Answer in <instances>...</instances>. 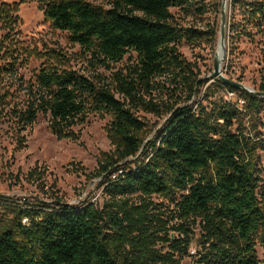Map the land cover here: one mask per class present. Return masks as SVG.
<instances>
[{
	"label": "trees",
	"instance_id": "trees-1",
	"mask_svg": "<svg viewBox=\"0 0 264 264\" xmlns=\"http://www.w3.org/2000/svg\"><path fill=\"white\" fill-rule=\"evenodd\" d=\"M199 1L109 0L105 7L45 0V16L92 61L109 68L136 53V62L110 80L98 71L43 68L25 81L15 70L17 58L0 40V57L13 56L0 64V121L13 118L21 129L41 113L58 137L77 138L73 128L91 112H107L116 145L99 163L107 196L102 205L60 202L41 211L18 207L7 222L0 216V264H183L187 256L198 264H264L257 250L258 244L264 250V183L256 163L264 139L234 129L242 113L235 103L194 108L145 99L161 76L188 101L196 94L199 71L177 44L183 37L201 38L202 31L178 27L171 8L189 12ZM196 8L202 13L205 5ZM231 8L234 34L264 33V0H232ZM5 26L13 29L11 20ZM216 35L211 27V39ZM212 78L213 86L239 92L245 110L264 111V94ZM17 84L24 99L14 103L8 101L10 87ZM257 91L264 93V81ZM136 103L167 113L164 128L147 144L145 123L131 108ZM197 225L202 244L193 254Z\"/></svg>",
	"mask_w": 264,
	"mask_h": 264
},
{
	"label": "rangeland",
	"instance_id": "rangeland-1",
	"mask_svg": "<svg viewBox=\"0 0 264 264\" xmlns=\"http://www.w3.org/2000/svg\"><path fill=\"white\" fill-rule=\"evenodd\" d=\"M45 0H0V40L10 47L17 58L15 70L25 81L34 80L43 68L76 70L83 73L98 71L109 80L115 71H127L136 62V53L131 51L118 63L110 67L92 61L91 55L80 45L71 41L69 33L56 29L45 16ZM95 5L109 7V0H86ZM232 0H202L191 11L171 8L174 23L180 28H194L202 31L201 38L183 37L177 44L186 61L195 65L201 82L196 94L188 101L186 94L174 92L173 84L166 76L156 78V89L145 99L176 107L189 103L198 107L199 103L212 107L224 102L235 103L242 111L234 129L243 127L245 132L264 139V111L255 115L245 110L240 93H230L219 85H214L211 73L221 36L224 19V53L220 70L222 74L250 89L258 90L264 81V33L254 29L251 36L234 34L232 30ZM220 2V5L218 3ZM205 5L201 13L196 7ZM201 9V8H200ZM224 10V15L222 11ZM238 14L237 19L240 18ZM11 20L13 29L5 24ZM211 27L217 35L211 39ZM12 32L8 40L4 39ZM0 57V64L11 62V57ZM208 88L210 90L208 91ZM13 95L9 100L22 102L24 92L19 84L10 87ZM116 97L122 96L116 93ZM240 99V100H239ZM14 103H11L12 107ZM162 106V105H161ZM9 107V108H10ZM135 115L145 123L142 133L145 144L154 141L164 128L167 113L158 114L148 105L136 103L131 106ZM11 109V108H10ZM113 120L110 113L91 112L84 123L73 128L77 138L58 137L51 129L49 116L39 114L36 121L19 129L16 120L5 117L0 121V216L11 221L14 209H47L60 202L81 205L95 202L102 205L107 198L104 176H98L99 163L113 154L115 144L109 134ZM241 125V126H240ZM150 150V148H149ZM144 156H141L143 158ZM257 175L264 183V147L256 150ZM155 200L168 201L156 196ZM200 227L194 228L191 253L200 249ZM258 256L264 260V250L257 245ZM183 264H198L195 256H187Z\"/></svg>",
	"mask_w": 264,
	"mask_h": 264
},
{
	"label": "water",
	"instance_id": "water-1",
	"mask_svg": "<svg viewBox=\"0 0 264 264\" xmlns=\"http://www.w3.org/2000/svg\"><path fill=\"white\" fill-rule=\"evenodd\" d=\"M222 13L224 15V10L222 11ZM224 28L225 27H224V19H223V22H222V25H221V38L223 40H224V32H225ZM220 65H221V61L216 57L215 58V62H214V70H213V72L211 73L210 76H212V77H219L220 79H222L226 83H229V84L238 86V87L243 88V89H245L247 91L254 92V93H257V94H264V93H261V92H259L257 90L250 89V88H248L247 86H245L242 83H239L237 81H234V80H231V79L225 77L222 74L221 70H220ZM199 80H201V78Z\"/></svg>",
	"mask_w": 264,
	"mask_h": 264
},
{
	"label": "bare ground",
	"instance_id": "bare-ground-1",
	"mask_svg": "<svg viewBox=\"0 0 264 264\" xmlns=\"http://www.w3.org/2000/svg\"><path fill=\"white\" fill-rule=\"evenodd\" d=\"M224 46H225V39L223 40L220 36V39H219V43H218V48H217V52H216V57L222 61L223 59V55H225L224 53Z\"/></svg>",
	"mask_w": 264,
	"mask_h": 264
},
{
	"label": "built area",
	"instance_id": "built-area-1",
	"mask_svg": "<svg viewBox=\"0 0 264 264\" xmlns=\"http://www.w3.org/2000/svg\"><path fill=\"white\" fill-rule=\"evenodd\" d=\"M230 93H233V92H230Z\"/></svg>",
	"mask_w": 264,
	"mask_h": 264
}]
</instances>
